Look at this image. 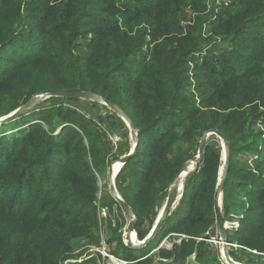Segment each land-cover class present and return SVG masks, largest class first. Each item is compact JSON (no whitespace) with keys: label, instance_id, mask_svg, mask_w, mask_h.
Listing matches in <instances>:
<instances>
[{"label":"trees","instance_id":"1","mask_svg":"<svg viewBox=\"0 0 264 264\" xmlns=\"http://www.w3.org/2000/svg\"><path fill=\"white\" fill-rule=\"evenodd\" d=\"M206 1L0 0V95L7 96L10 107L0 117L42 93L91 92L108 101L137 133L136 154L120 171L131 166L133 193H122L123 203L153 206L182 164L194 157L203 133L224 136L232 158L264 126V0H229L216 13ZM192 73L201 78L198 108L188 96ZM48 103L37 124L0 136V264H65L83 257L73 249L79 240L101 247L94 173L112 150L107 132L119 131L122 122L99 117L107 107L95 102L54 97ZM140 163L147 168L137 174ZM228 171L225 184L232 175ZM202 172L191 192L194 174L188 176L179 208L187 214L172 227L184 236L182 245L157 250L161 260L185 264L196 254L200 264H221L210 262L205 252L218 190L216 165ZM248 186L250 209L239 228L225 236L229 244L246 240L248 249L264 254L262 175L227 187L224 212H240ZM252 209L256 214L250 220ZM142 218L137 213L136 232L144 228ZM42 227L49 233H37ZM151 241L144 249L157 248ZM118 243L111 254L125 264L154 263L147 252L139 254L143 248ZM99 258L96 253L76 264Z\"/></svg>","mask_w":264,"mask_h":264},{"label":"rangeland","instance_id":"2","mask_svg":"<svg viewBox=\"0 0 264 264\" xmlns=\"http://www.w3.org/2000/svg\"><path fill=\"white\" fill-rule=\"evenodd\" d=\"M229 1V0H228ZM210 2V3H209ZM217 0H207L205 2V7L209 9H213V11L217 12V8L220 6L221 3H215ZM215 12V13H216ZM208 12L204 13L207 14ZM192 17L194 15H191ZM149 29V28H148ZM205 30V29H203ZM195 74L192 73L189 74L188 77V96L191 100L194 99V101L199 104L198 102V91L196 87V83L201 79L200 76H194ZM49 94L42 93L40 95H36L35 97L28 99L32 100L34 103L32 106H30L29 109L26 110L25 113L20 115L18 119L8 121L5 123L0 124V136L3 134L11 135V133H14L18 130H23L24 128H28L30 125L37 124L38 121V113L45 108L49 107L48 100L53 97H49ZM193 97V99H192ZM58 98V97H55ZM95 102L98 105L102 107H107L106 110H99V117L106 119V117L112 119L116 118L119 119L120 122H122V126L119 127V131L115 129V131L107 132L106 138L109 139L110 142V153L107 155V160L105 165L96 173H94L97 177V193H96V200L94 202V205L98 211L97 215V223L99 226L100 234L98 235L99 244L101 247L94 248V246H89L87 240H79L73 244V249L75 251V254H81L83 257L81 259H78L76 261H67L65 264H76L81 263L82 261L88 260L95 256L96 253H98L101 258L94 260L93 264H125L123 260H120L118 257H114L111 254V251L113 252L117 251L118 248V240H121V243L125 247L131 246L135 249H144L143 246H139L141 242L144 241V239L154 230L156 224L159 222L161 213L163 211V206L166 202L168 193H169V187L166 189V194L162 193L161 196L158 198V200L155 202L153 206L149 203H143L140 205V207H135L133 204L129 206L130 213L124 214L122 209L116 204L114 198L118 197L120 200H122V193L125 194V196H132L131 189V183L132 179L130 177L131 172V166L125 168L124 172H121V169L124 165H121L119 162L122 157L125 156V154H129L132 152L133 148L137 144L138 146V140L133 141L130 137L129 133V122L125 119L119 116V114L115 111H113L110 107L107 105H103L102 102L99 99H88L86 102ZM25 103V102H24ZM22 103L18 109H15L14 111L3 113L1 115L0 120L3 117H6L17 110L21 108V106L24 104ZM9 105L7 102V96L0 95V111L9 109ZM198 108V107H197ZM81 114H85L81 112ZM88 119L91 118L90 116H86ZM110 119L107 121L109 122ZM129 120V119H128ZM130 121V120H129ZM12 122L11 125H8ZM131 122V121H130ZM24 123V124H23ZM33 123V124H32ZM7 124V125H6ZM6 128H11V130L5 131ZM15 128V129H13ZM127 133L128 137H123V134ZM257 134L259 137H256L255 139H252L250 143H248L246 146H243L241 153H238L237 150L234 151L232 158L230 157L228 166H227V173L232 171V175L230 180L225 184L227 181V175L225 177V181L223 184V189L220 194H216L215 200H214V213L212 216V226L208 229V231L205 233V236L207 239H205L206 243V257L209 259L210 262H215L216 260H219L221 264H264V254L258 253L257 251H252L250 248L248 249L244 243L246 240H243L241 244H238L236 241L231 244L227 243L225 233L222 236L221 229L218 223V211L220 212L221 219L224 223V230L228 233L233 230H237L239 228V225H241L240 221H243V214H245L248 209H250V204H252V200L250 199V196H247L251 190V187L248 186V189L246 193H242V198L240 199V205L241 209L239 213H233L231 212H224V206H223V193L224 190L226 191L227 187L232 186H243L251 176L255 177H262L264 178V126H259L258 129H256ZM260 134H259V133ZM207 133V132H206ZM137 134V133H136ZM135 134V137H136ZM14 137V135H12ZM201 140L205 139V144L202 148V158L197 163H191L190 161L195 159L197 160L199 158L198 150L201 143V140L195 144L194 150L195 155L192 159L187 160L182 166H184V171L180 176L177 178V187L180 189V197L178 198L176 204L174 205V210L172 211L171 215L167 220L169 219V222L165 221L164 228L159 232L158 237H156L153 241V244H157V248L153 249L151 251V245H148L142 252H139L141 255L142 253L147 252L145 257L151 259L153 257L154 263L153 264H175L168 262L166 260H161L158 258V252L157 250L163 249V250H172L174 246L177 247V249L182 245V239H184V236L182 234H177L175 231H173L172 227L179 222L180 216L184 214V216L187 214L186 212H183L182 215L179 213V208L181 210V205L184 202L183 195H184V184L188 180V176L194 174L191 183L192 185L189 188V192L192 190H195V187H198V185L201 183L202 179L204 178V175L206 172H202V170L212 168V166L216 165V171H217V182L215 185V188H218L219 190V184L223 178L224 173V165H225V153H223V141L213 134L208 135L203 133L201 136ZM120 139L118 143H113V139ZM124 138V139H123ZM129 138V139H128ZM131 139V140H130ZM129 142L128 148H126L125 143ZM85 144L87 145V142L85 141ZM136 146V149H137ZM184 148V146H182ZM236 149L242 147L235 144ZM128 150V151H127ZM146 150V149H145ZM125 151H127L125 153ZM205 151H208L205 154ZM119 152L125 153L122 155V157H116L115 155ZM136 154L135 152L131 155L134 157ZM206 156V157H205ZM231 156V155H230ZM130 159V158H129ZM111 162L118 163V166H112V178L109 179V168ZM141 168L137 171V174L142 173V170H145L147 168L143 163H140ZM116 167V168H115ZM139 167V166H138ZM138 169V168H137ZM120 180L117 183L116 178L118 175H120ZM101 175V176H100ZM136 175V174H135ZM239 175V180L241 181L239 184L234 183L235 176ZM113 186V191H110V187ZM239 188V187H236ZM217 190V192H218ZM187 198L192 199L191 195L187 194ZM230 199H237L234 198H228ZM123 201V200H122ZM256 204V203H254ZM179 206V207H178ZM150 217L144 216L146 212H150ZM137 213H142V219H143V229H139L136 232L135 226L133 227L132 231L128 230V223L131 219V216L136 218V221L134 225L137 223ZM256 214V210L252 209L250 212V220H253ZM176 215V216H174ZM243 218V219H242ZM259 218L257 217L255 219V222H258ZM40 231L37 230V233H46L48 234V228L42 227ZM138 233V234H137ZM226 233V234H227ZM204 238H197L196 241L201 240ZM146 246V245H145ZM138 254V255H139ZM254 256V257H251ZM142 260V259H141ZM88 264V263H83ZM91 264V263H90ZM185 264H200V261H198V258L196 257V254H191L186 258Z\"/></svg>","mask_w":264,"mask_h":264},{"label":"water","instance_id":"3","mask_svg":"<svg viewBox=\"0 0 264 264\" xmlns=\"http://www.w3.org/2000/svg\"><path fill=\"white\" fill-rule=\"evenodd\" d=\"M49 97H59V98H71V97H74V98H79V99H82V100H90V99H99L103 105H107L108 107H110L113 111L117 112L122 118H125L128 122H129V133H130V137L133 141H137L136 137H135V132H134V127L132 125V123L128 120V118L126 117V115L122 114L121 111H119L114 105H112L111 103H109L108 101H104L100 98H98L97 96H95L93 93L91 92H88V93H84V92H76V91H71V92H53V94H49L48 95ZM33 101L32 100H29L27 102H25L21 108L19 110H17L16 112L6 116V117H3L1 120H0V124L2 123H5V122H8V121H12V120H15V119H18L20 115H22L23 113L26 112L27 109L30 108V106L33 105ZM205 134H208V135H215V136H218L222 141H223V153H225V165H224V173H223V178L219 184V190L217 192V194H220L221 191H222V187H223V184H224V181H225V177L227 175V166H228V163H229V160H230V153L228 152V145H227V142H226V139L224 136H222L220 133H218L217 131L215 130H211ZM205 144V139H202L201 140V143H200V146H199V150H198V154H199V158L197 160L193 159L191 160L190 162L191 163H197L198 161L201 160L202 158V148ZM136 146L137 144L135 145V147L133 148L132 152L129 153V154H125L124 157L121 158L120 160V164L121 165H124L129 158H131L132 154L135 152L136 150ZM115 163L114 162H111L110 164V168H109V179L112 178V169L111 167L114 165ZM184 171V166H181L178 171H177V175L176 177L173 179V181L171 182V184L169 185V193H168V196H167V199H166V202L164 204V208H163V211L161 213V217H160V220L159 222L156 224L154 230L144 239L143 242H141L139 244V246H143L145 247V245H147L148 243H150V241L156 236V234L159 232V230L161 229V226L163 224V222L170 217L172 211L174 210V205L176 204L178 198L180 197V189L177 187V178L180 176V174H182ZM110 191L114 192L113 191V186L110 187ZM116 204L122 209V211L124 212V214H129L131 211H130V208H128L127 206H125V204L123 203L122 200H120L118 197H115L114 198ZM218 223H219V226H220V229H221V234L222 236L224 235L225 233V228H224V223L221 219V216H220V212L218 211ZM136 221V218L131 216V219L128 223V230L129 231H132L133 230V227H134V223Z\"/></svg>","mask_w":264,"mask_h":264},{"label":"built area","instance_id":"4","mask_svg":"<svg viewBox=\"0 0 264 264\" xmlns=\"http://www.w3.org/2000/svg\"><path fill=\"white\" fill-rule=\"evenodd\" d=\"M210 3V2H209ZM215 3H217V5H218V3H225V4H228V0H217V2H215ZM217 10V9H216ZM216 12V11H215ZM120 141V139L118 140V139H116V138H114L113 139V143H118Z\"/></svg>","mask_w":264,"mask_h":264},{"label":"bare ground","instance_id":"5","mask_svg":"<svg viewBox=\"0 0 264 264\" xmlns=\"http://www.w3.org/2000/svg\"><path fill=\"white\" fill-rule=\"evenodd\" d=\"M118 165H119L118 163H115V164L113 165V167H114V166H118ZM115 168H116V167H115Z\"/></svg>","mask_w":264,"mask_h":264}]
</instances>
